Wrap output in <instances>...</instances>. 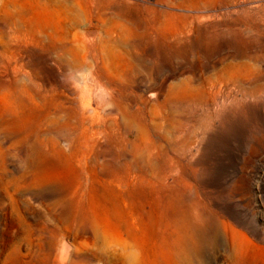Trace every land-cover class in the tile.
Instances as JSON below:
<instances>
[{"label":"rangeland","instance_id":"1","mask_svg":"<svg viewBox=\"0 0 264 264\" xmlns=\"http://www.w3.org/2000/svg\"><path fill=\"white\" fill-rule=\"evenodd\" d=\"M59 258L264 264V0H0V264Z\"/></svg>","mask_w":264,"mask_h":264},{"label":"bare ground","instance_id":"2","mask_svg":"<svg viewBox=\"0 0 264 264\" xmlns=\"http://www.w3.org/2000/svg\"><path fill=\"white\" fill-rule=\"evenodd\" d=\"M104 61H105V60H104ZM107 89H108V88H107ZM107 89H106V90H107ZM55 263H56V264H60V263H61V259H60V258H59V259H56Z\"/></svg>","mask_w":264,"mask_h":264}]
</instances>
